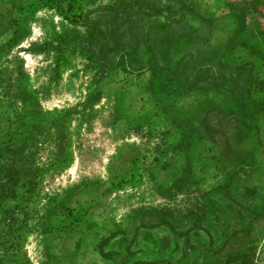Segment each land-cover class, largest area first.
<instances>
[{
  "label": "rangeland",
  "instance_id": "374dc122",
  "mask_svg": "<svg viewBox=\"0 0 264 264\" xmlns=\"http://www.w3.org/2000/svg\"><path fill=\"white\" fill-rule=\"evenodd\" d=\"M0 264H264V0H0Z\"/></svg>",
  "mask_w": 264,
  "mask_h": 264
},
{
  "label": "trees",
  "instance_id": "16d2710c",
  "mask_svg": "<svg viewBox=\"0 0 264 264\" xmlns=\"http://www.w3.org/2000/svg\"><path fill=\"white\" fill-rule=\"evenodd\" d=\"M187 133L191 134L192 138H193V134H195V132L194 133L193 132H187Z\"/></svg>",
  "mask_w": 264,
  "mask_h": 264
}]
</instances>
